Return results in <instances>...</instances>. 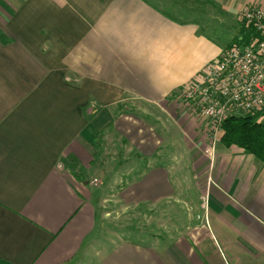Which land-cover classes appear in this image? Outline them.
<instances>
[{
    "label": "crops",
    "instance_id": "1",
    "mask_svg": "<svg viewBox=\"0 0 264 264\" xmlns=\"http://www.w3.org/2000/svg\"><path fill=\"white\" fill-rule=\"evenodd\" d=\"M252 2L0 0V264H264V165L219 140L209 166L174 95ZM171 203L152 241L109 232Z\"/></svg>",
    "mask_w": 264,
    "mask_h": 264
},
{
    "label": "built area",
    "instance_id": "2",
    "mask_svg": "<svg viewBox=\"0 0 264 264\" xmlns=\"http://www.w3.org/2000/svg\"><path fill=\"white\" fill-rule=\"evenodd\" d=\"M238 18L243 25L252 26L259 37H250L245 44L230 43L177 93L193 112L208 121L209 147L205 154L210 162L214 160L215 144L227 116L235 111H264V4H246ZM62 166L58 164L59 168ZM90 182L95 185L98 180L92 178Z\"/></svg>",
    "mask_w": 264,
    "mask_h": 264
},
{
    "label": "trees",
    "instance_id": "3",
    "mask_svg": "<svg viewBox=\"0 0 264 264\" xmlns=\"http://www.w3.org/2000/svg\"><path fill=\"white\" fill-rule=\"evenodd\" d=\"M254 36L259 37L252 26L242 25L230 43L245 44ZM221 127L224 146L242 148L264 165V111H235L223 120Z\"/></svg>",
    "mask_w": 264,
    "mask_h": 264
},
{
    "label": "rangeland",
    "instance_id": "4",
    "mask_svg": "<svg viewBox=\"0 0 264 264\" xmlns=\"http://www.w3.org/2000/svg\"><path fill=\"white\" fill-rule=\"evenodd\" d=\"M180 88L176 92H174V95H176V97H177V93L180 90ZM178 98L179 100L184 101L181 97L178 96ZM186 106L188 107L187 103H186ZM188 109L192 111L189 107ZM94 144H95L96 150L98 151L103 150L106 146V142L104 140H100L99 137L96 139ZM208 147H209V144L207 148ZM214 151H215V148H214ZM213 161L210 162L209 166L213 164ZM190 196L191 198H193L194 193H192ZM188 200L187 202L186 201L181 202L182 208L188 205V202H189ZM171 208H172V203L171 205H164V207L156 208L154 211L153 210H143L141 212H138L136 210L128 211L126 209L120 210L119 208L116 207L115 210L118 212L116 213L112 212L111 215L108 217V219L114 220V222L108 226L109 232L110 233L114 232L120 235L132 234L134 236H140L141 237L140 240L142 241H152L154 240L153 236L154 237L158 236L155 234L165 232L171 228V223L168 221L169 219H172V213L168 214V211H171ZM123 210H126V211H123Z\"/></svg>",
    "mask_w": 264,
    "mask_h": 264
}]
</instances>
